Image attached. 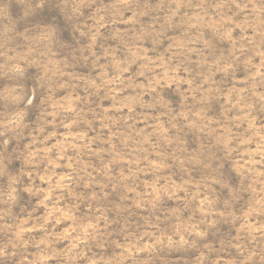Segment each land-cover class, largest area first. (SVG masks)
<instances>
[{
	"label": "clouds",
	"instance_id": "1",
	"mask_svg": "<svg viewBox=\"0 0 264 264\" xmlns=\"http://www.w3.org/2000/svg\"><path fill=\"white\" fill-rule=\"evenodd\" d=\"M0 264H264V0H0Z\"/></svg>",
	"mask_w": 264,
	"mask_h": 264
}]
</instances>
